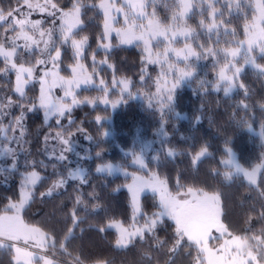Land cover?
Returning <instances> with one entry per match:
<instances>
[{
	"label": "trees",
	"instance_id": "16d2710c",
	"mask_svg": "<svg viewBox=\"0 0 264 264\" xmlns=\"http://www.w3.org/2000/svg\"><path fill=\"white\" fill-rule=\"evenodd\" d=\"M98 1L83 0L86 5ZM17 3L18 0H0V8L7 11ZM19 3L22 4L23 0ZM215 6L221 10L215 14L220 22L213 31L218 35L213 43L218 47L235 42L243 36V26L251 17L252 9L245 0H239L235 6L231 4L232 11L224 2ZM162 9H159L161 15L164 14ZM102 19L98 9H85L83 24L76 36L88 37L84 61L91 67L93 54L96 59H107V64L113 67L101 69L105 77L113 74L129 78L134 86L142 84L148 92L152 91V79L157 71L153 65L146 66L142 62L140 48L117 45L104 50L97 47ZM71 63L72 50L69 47L63 53V67ZM0 67H3L2 63ZM142 68L147 83L139 82ZM7 79L14 84V74ZM238 81L247 86V95L239 85L225 95L222 88L216 91L208 83L191 81L175 89L172 101L164 106L163 112L158 105L149 107L148 103L126 97L113 112L101 105H77L70 114L60 118V125L56 117L46 121L42 109L26 110L39 94L36 87L26 88L27 98L21 101L25 105L23 128L14 133L18 138V143L13 144L17 149L15 163L12 168L0 167V211L19 198L21 174L35 170L41 179L32 189L33 199L21 211L22 218L43 230H54L55 239L59 242L72 226L70 215L66 217L65 214L69 213L76 196L80 195L84 201L79 206L81 219L74 235L65 243L68 251L73 256L80 255L84 264H93L96 260H105L107 264H169L167 249L171 247L170 241L159 248L152 239H137L127 248H118L115 244L116 230L107 228L110 219L120 220L125 226L131 223L130 194L124 187L131 180L125 178L124 171L140 175L155 172L167 179L172 192L186 190L190 186L219 192L225 212L223 219L231 229L241 236L252 235V232L245 231L249 227L246 221L251 217V227L258 233L264 229V221L256 219L264 206L259 188L250 186L241 174H231L226 178L225 166L221 163L227 154L225 147L231 149L235 159L244 167H251L264 159V74L244 67ZM0 89L8 92V83L3 77H0ZM98 91L96 86H86L78 89L76 96L91 97ZM13 99L19 97L13 94ZM245 104L248 106L246 109L243 107ZM20 111L19 107L11 109V116H6L3 123L7 125ZM97 116L102 117L99 123ZM106 130L113 131V135L103 136ZM57 131H62L67 137L69 132L73 133L71 141L73 139L77 145H71V148L87 149L93 157L89 160L86 183L68 179L65 186L51 197H42L41 193L51 187L54 180L66 177L68 163L71 164L65 159H57L64 147L62 144L58 153L50 146L54 140L59 141L55 136ZM140 146H146L145 154L137 153ZM201 147H206L207 152L193 164L192 157ZM166 149L174 154L169 156ZM96 152L100 155L97 156ZM133 152L143 158L146 166L143 170L131 163ZM103 164H112L113 170L97 172V167ZM257 181L259 187L264 188V168L260 170ZM178 183L184 187L178 189ZM157 199L151 192L143 191V210L147 213L156 211L154 204ZM102 227L105 231L99 230ZM173 230L174 223L167 221L157 231V237L165 240ZM195 255L194 248H182L174 254L171 264H193ZM57 259L62 263L68 259L59 253V243ZM10 260L9 252L0 249V264H10Z\"/></svg>",
	"mask_w": 264,
	"mask_h": 264
},
{
	"label": "snow or ice",
	"instance_id": "6c2138e0",
	"mask_svg": "<svg viewBox=\"0 0 264 264\" xmlns=\"http://www.w3.org/2000/svg\"><path fill=\"white\" fill-rule=\"evenodd\" d=\"M98 9L102 13V32L98 36V48L108 50L112 47L110 37L113 33L117 37L120 44H131L141 41L144 44L145 55L142 62L147 64L161 63L160 58L151 55V38L144 39L143 35L137 36L134 33L136 27V19L143 18L145 12L144 5L141 0H99L98 3L91 2L85 4L83 0H23L17 6L5 11L0 8V77L5 78L8 83V92L0 89V156H11L15 159L17 149L11 145L18 143V138L14 135L16 130L23 128V120L25 118V105L21 103L26 97V87L39 84V94L35 100L27 106V111L31 112L39 108L43 110L44 118L47 121L49 117H56L58 125L66 114H70L72 109L81 104H92L97 100L103 104H111L112 108H116L123 100V94L127 93L128 97L134 94L129 91L131 81L127 78L117 80L113 76L111 87L120 89V98L117 100L109 99V85L104 79H100L97 83L95 77L96 72V56H91L92 71L89 72L84 60L86 56V46L88 45L87 36H77V30L83 24L82 16L85 9ZM27 9V11H25ZM189 11L188 5H184L181 15H186ZM19 14V15H17ZM34 14H39L40 19H31ZM117 14L122 15L124 24L129 25L127 29L116 27ZM48 24V27L45 25ZM211 32V26L209 27ZM160 36H165V32H160ZM249 48L253 45L260 46L257 39H250ZM72 50L73 63L67 68L63 67V53L67 48ZM264 51V48H262ZM188 54L199 58V53L189 49ZM207 54V50L206 53ZM187 58V56L185 57ZM100 64H107V59L101 60ZM113 67L112 65H108ZM259 67V66H257ZM70 72L69 76L62 75V72ZM144 69H141V79ZM12 74L15 76L14 84L7 78ZM240 69H235V76L228 75L224 68L220 69L218 78L211 87L219 91L221 85L226 81L227 86L223 88V92L227 95L234 86V79H238ZM191 72L180 70V77L190 76ZM179 82V78L177 80ZM81 85H96L102 92L100 97L82 101L77 98L75 89ZM240 89L244 90L247 95V86L243 83L239 84ZM61 89L63 96L57 97L54 93L55 89ZM161 88L166 90L167 100L172 101V89L175 84L169 87L167 79L162 77L161 81H157V90ZM13 94L19 99H13ZM152 101L154 96H147ZM70 101V102H69ZM19 107L20 114L14 120L10 119L9 123H3L4 118L11 116V109ZM152 107V104H149ZM163 112L164 105L160 106ZM246 109L248 106L245 104ZM264 107V106H262ZM102 117L97 116V123ZM12 132L13 135H9ZM21 135L23 132L21 131ZM73 133H68V138H64L62 131H57L55 136L64 146L61 154L57 157L59 160L65 159L63 153L70 151L72 143L71 137ZM48 137H45L47 140ZM207 152L206 147L195 153L192 157L193 164ZM227 159L221 161L222 164L234 167L236 172L242 174L243 178L250 186L259 188V196L264 199V188L259 187L257 175L264 168V159L260 163L251 167H241L235 164L232 159V151L226 148ZM100 153H97L99 156ZM132 164L143 170L146 166L143 158L131 153ZM168 155H173L172 151ZM113 170L112 164H103L98 166L97 172ZM126 179L131 180L130 183L124 185L130 194V210L131 223L125 226L120 220L110 219L107 228H113L117 232L115 241L116 247L127 248L133 245L139 239L146 241L152 239L157 247H163L169 241L171 247L167 249L169 253V264L173 260V256L182 248H194L196 255L193 258V264H264V229L255 232L252 225V218L249 217L246 223L249 225L245 231L252 232V235H238L225 222V216L222 197L219 192L206 191L203 188L190 186L185 191H177L173 193L169 190L168 181L155 172H150L146 176L135 172L129 173L124 171ZM230 173L226 172L225 177L229 178ZM41 177L36 171H28L25 173L21 183L19 199L17 202H10L6 208L0 211V219L14 221L23 228V232L9 231L7 233L0 231V249L9 252L11 256L10 264H61L57 260V243H59V253L68 259L63 264H84L80 255L73 256L68 251L67 241L74 235V230L80 222L79 206L84 203L80 195L76 196L75 204L69 213L65 216L71 217V227L67 229L64 239L57 241L55 239V231H46L42 227L28 224L21 216V211L25 205L34 197L33 187ZM68 179H79L81 183H86L81 170L69 172L68 177H61L53 181L47 192H42L41 196L51 197L53 193L65 186ZM182 184H177L178 189H182ZM150 191L153 197L158 198L154 204L157 209L151 213L143 210L140 200V194L143 191ZM94 195V194H93ZM205 205L212 213V221L203 228L199 233H193L185 221V210L191 204ZM95 207H99L96 205ZM258 221H264V206L256 217ZM167 221L174 223L173 232L167 236L165 240L157 237V231ZM105 231V228H100ZM23 241L25 247L20 246ZM217 241L222 243L217 244ZM215 242V243H214ZM212 256L214 259L210 260ZM93 264H107L105 260H96Z\"/></svg>",
	"mask_w": 264,
	"mask_h": 264
},
{
	"label": "rangeland",
	"instance_id": "374dc122",
	"mask_svg": "<svg viewBox=\"0 0 264 264\" xmlns=\"http://www.w3.org/2000/svg\"><path fill=\"white\" fill-rule=\"evenodd\" d=\"M238 1L239 0H141V2L144 5L143 11L145 12V16L142 19L139 17L136 19V27L134 29V33L137 36L143 35L144 39H149L150 37H152L150 43L151 55L154 58L156 57L160 58L161 63L147 64L145 62L146 66L153 65L155 71H157L156 74L153 76V79L151 78L153 89L150 92H148L145 88H143L142 84L141 86H134L133 82L129 78H127L131 81L129 85V91L134 94V96L131 98H136L139 101H143L144 103H148V104L151 103L154 105H158V107L161 104L167 106L171 101L167 100L166 90L163 88H161L159 91L157 90V81H161L162 77L167 79L169 87L175 84V88H173L171 92L173 96V93L177 87L181 86L182 84L188 85L190 84L189 82L191 81H197V83L203 82L212 85L213 83L216 82L220 69L222 68L226 70V73L228 75H233V76H235L236 68H239L241 71V69H243L244 67H249L254 71H258L264 74V51H262V48H264V0H245L246 4H248L252 9V13L249 20L245 21L244 23L242 37L235 40V42L233 43L230 44L224 43V45L218 47H216V45L213 43L217 35L213 31L215 28L218 27L217 25L220 22L217 20V18H215V14L219 13V11L221 10V9H217V6H215V4L224 2L225 6L227 5L230 6L231 4L235 6ZM186 4L189 7V11L186 15L182 16L181 12L184 5ZM161 7L163 8L162 10L164 11L163 15H161L159 12V9H161ZM229 10L232 11L234 10V8L230 6ZM40 18L41 17L39 14H34L31 17V19H40ZM48 26H49L48 24L45 25V27ZM115 26L121 29H127L129 27V25L124 24V18L122 15L119 14H117V23ZM210 26H211V32H209ZM222 28L226 29L225 26H222ZM2 31L3 29H0V32ZM160 32H165L166 35L160 36L159 35ZM210 35L213 38L212 40L211 37L210 39H208ZM250 39H257L260 43V46L253 45L251 48H249L247 42ZM110 42L112 44V47L117 45L136 46L140 48V50L142 51V58L145 55L144 44L141 41H136L131 44H120L117 37L115 36V33H113L112 36L110 37ZM189 49L198 52L199 58L195 56H190L188 54ZM206 50H207V54H205ZM186 56L187 58H185ZM100 61H101L100 59H96L97 62L96 72L98 73V75L95 77V79L97 83L99 82L100 79H104L106 83L109 85V99L117 100L121 96L120 89L119 87L114 89L111 87L113 76L115 75L112 74L108 77H105L101 73V69L104 66H108L109 64H100L99 63ZM84 63L88 68L89 72H91L93 67L92 60H91V67L88 66V64L85 61ZM207 65H211V66L208 67ZM67 67L68 66H66V68ZM182 69L191 72V75L180 77V70ZM61 74L65 76H69L70 72L65 71L62 72ZM115 78L119 80L120 78L123 77L115 76ZM178 78H179V82H177ZM145 79H146L145 77L143 80L140 78L139 82L147 83ZM14 80H15V76H14ZM237 85H239V81L238 79H234L233 87ZM86 86L90 87L96 85H81L80 87L75 89V93L77 92L78 89ZM225 86H227L226 81L221 85V88L223 89ZM28 87H36L39 91V84H35L34 86H28ZM54 93L57 97L63 96V91L59 88L55 89ZM101 95L102 92L99 90L98 92H95L91 97L82 95L77 98L82 101H86L88 99L100 97ZM147 96H154L156 98H154L152 101H149ZM123 97L124 98L122 102L125 100L126 97H128V94L124 93ZM90 105L91 106L101 105V106L109 107L112 112L116 111V108H112L110 103L103 104L100 103L98 100ZM50 118L52 117H49V119ZM107 121H110V119ZM112 132L113 131L111 130H106L104 131L103 136L111 137L113 135ZM9 135H13V133L9 132ZM163 135L164 134H162L161 136ZM64 138H68V137L64 136ZM74 144L75 146L77 145V143L72 139L71 145ZM71 145H70V151H68V153L67 152L63 153L65 156V160L71 163V164L68 163V165L70 166L67 170L68 172L66 173L65 178L68 177L70 171L75 172L77 170H81L83 173V177L85 179V175L90 164L89 160L91 159V157H93V154L90 153L87 149H84L83 151L73 150L71 148ZM11 146L15 148L14 145ZM50 146L54 151L57 150V153L60 152L59 151L61 146L60 141L56 142L54 140L53 142H51ZM226 148L228 147H225V149ZM145 151H146V146H140L138 148L137 153L145 154ZM166 151L168 154V152L171 150L166 149ZM224 159H227V154L225 158H223L222 160ZM232 159L235 164H239L241 167H244L235 159V154L233 152H232ZM14 163L15 160L12 159L11 156H0V167L12 168ZM224 166H225V172L230 173V175L240 174L236 172L234 167H231L226 164H224ZM29 171H35V170H29ZM25 173L21 174V179L19 183V194H20L22 179ZM75 181L80 182L79 179H76ZM48 189H46L44 192H47ZM58 190L59 189H57L56 191ZM180 191H185V190H180ZM142 193L143 192H141L140 194V200L142 198ZM18 199L11 202H17ZM185 221L193 233H199L200 231L203 230L204 227H206L212 221V213L203 204L196 205L195 203H191L185 210ZM0 231L5 233L9 231L23 232V228L21 225L15 223L14 221H7L0 219ZM216 243L219 244L222 243V241H217ZM20 246L25 247L23 241L20 242ZM209 259L212 260L214 259V257L210 256ZM57 260L60 261V259ZM61 264L63 263L61 262Z\"/></svg>",
	"mask_w": 264,
	"mask_h": 264
}]
</instances>
